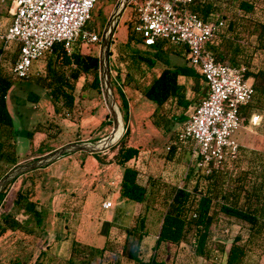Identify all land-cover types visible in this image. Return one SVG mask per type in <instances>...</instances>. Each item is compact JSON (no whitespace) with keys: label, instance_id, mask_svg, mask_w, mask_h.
Masks as SVG:
<instances>
[{"label":"rangeland","instance_id":"374dc122","mask_svg":"<svg viewBox=\"0 0 264 264\" xmlns=\"http://www.w3.org/2000/svg\"><path fill=\"white\" fill-rule=\"evenodd\" d=\"M120 0H97L91 13L87 28L94 30L101 36L108 19ZM142 0H131L123 10L117 26L113 30L108 50L110 77L116 102L120 108L124 130L117 141L107 150L98 153L77 151L61 156L48 166L39 168L19 176L3 192L0 201V223L2 216L9 214L24 226L19 229H7L0 235V264H33L42 251L43 264H67L70 255L71 242L102 247L106 237L102 235V223L112 222L110 238L115 240V252H120L123 239V228L135 226L139 228L141 218L146 219L145 236L140 242V256L147 260L153 253L159 222L164 211V200L169 197L174 186H185L192 190L197 169L190 161L189 154L184 151L175 155L173 159L167 157V146L174 138L176 130L181 125L184 114L195 107L201 92L200 83L191 78H181L185 84V96L190 100V107L179 106L171 101L162 109L147 99L142 90L165 67L187 64V57L183 47L172 46L162 48L146 46L139 40V34L133 35L132 41H127L128 24L137 15L136 7ZM255 9L251 14L253 19L264 18V0H254ZM219 12L228 15L236 12L233 2L225 5L229 0H218ZM6 7L2 6L0 10ZM9 20L5 16L0 18V32H3ZM246 49V61L240 60V65L246 71H255L264 67V51L254 49L255 41L251 36L242 41ZM13 42L3 51L0 64L7 69L9 59L14 52ZM83 53H100V44H82ZM2 50L0 49V54ZM110 53V55H109ZM151 57L154 65L151 67L142 61L139 56ZM6 59V60H5ZM47 61L55 63V54L47 53L39 64L32 68L31 75L36 76L37 69ZM60 64V63H59ZM67 74L75 82L74 106L68 110L60 100L55 110L54 102L49 96L47 88L36 83L34 79L16 78L7 102L18 122L15 132L16 150L20 161L24 163L47 154L48 149L58 148L70 142L86 141L97 142L106 137L113 127L112 116L102 93L89 87L91 75L77 73L66 69ZM14 78V77H13ZM250 82L252 79L249 78ZM262 114L260 123L253 125L245 118L242 127L234 134L238 142L249 153L241 159L240 167L230 173L232 178L241 172L249 170L251 151L264 152V112L252 110ZM250 115V114H249ZM179 116V117H178ZM178 117V118H177ZM40 128L45 134L36 139L34 150H31V140L28 133L34 127ZM126 128L128 134L125 135ZM43 138V139H42ZM45 142L42 150H37L40 140ZM122 139L126 145L139 147L136 158L127 165L134 166L139 173V181L147 188V198L142 203H136L124 197H119V183L122 167L114 162L115 155L120 148ZM53 149V150H54ZM52 151V150H51ZM49 151V152H51ZM41 152H45L40 154ZM232 164H230L231 166ZM229 166V168H230ZM13 167V166H12ZM11 167V168H12ZM10 168V169H11ZM3 165L0 170V179L10 170ZM6 171V172H5ZM191 173L193 175H191ZM227 175V174H226ZM204 180L198 182L203 185ZM19 190H29V201L34 210L42 214V222L35 224L34 216L26 213L21 206L14 203ZM112 201V207L104 209L102 203ZM146 231V232H145ZM248 233L247 225L237 219L220 216L212 225L211 247L213 257L204 260L195 256L189 244L182 243L177 247L163 246L167 252L160 251L164 256V264H224L226 253L219 256V244L216 240H226L228 248L232 238L238 234L245 239ZM101 264H134L123 255L106 252ZM246 264H264V240L253 244L246 259Z\"/></svg>","mask_w":264,"mask_h":264},{"label":"trees","instance_id":"16d2710c","mask_svg":"<svg viewBox=\"0 0 264 264\" xmlns=\"http://www.w3.org/2000/svg\"><path fill=\"white\" fill-rule=\"evenodd\" d=\"M230 2L231 4L235 3L237 10L231 15L219 12L221 4L218 0H195L189 5V8L205 21L220 18L224 20V26L220 32L205 44V48L213 53L216 60L238 66L241 59L247 62L245 59L247 58L246 49L242 41H247L248 38L253 36L254 49L264 51V18L258 20L251 17L255 9L254 0H229L225 5L230 4ZM2 16L8 18L10 23L6 8L0 10V18ZM137 20L136 15L127 26L128 31L130 29L131 32V35L128 34L127 41H132L133 35L136 37L134 26ZM139 40L144 44L141 37H139ZM14 43V52L9 59V65L11 66L16 60L20 47L18 42ZM146 46L172 47L160 41H157L154 45ZM81 47L80 42L75 43L72 52L68 54L61 45L57 44L51 52L55 54V63L57 61L58 64L47 61L45 65L37 69L36 76L30 75L25 78L27 80L34 79L36 83L48 89L55 110H58L57 104L60 100L68 110H71L74 106L75 82L74 78L72 80L71 76L67 74L66 69L72 71L73 75L77 73L91 75L92 79L89 82V87L101 93L99 57L97 54L83 53ZM47 53L36 60L32 68L35 64H39ZM139 58L151 67L154 65V60L149 56L140 55ZM4 65L0 64V170L3 165H7V170L10 169L21 159L16 150L15 139L18 122L7 102L8 93L16 78H13L10 71L11 66L6 69ZM246 76L252 79L253 94L249 102L240 110V115L245 118L251 114L252 110L264 112V67L255 71L247 70ZM181 78L195 79L200 83V88H196L198 92H201L199 101L206 96L208 87L200 71L189 64L163 68L142 90V94L153 101L160 109L166 106L168 102L171 103V101L188 109L191 103L185 96V84L181 82ZM193 110L194 107H191L186 114H191ZM258 113L262 118V114ZM39 129L35 126L34 130L28 133L32 144L30 151L35 149V144L32 141L35 133H43L47 137V134ZM126 134H128L127 128ZM175 137L174 134L170 147L167 149L168 159H173L175 155L181 154V152H177V146L173 143ZM42 139L38 143L37 150H42L45 147V142ZM53 149L50 148L45 152ZM138 153L139 147L131 144L126 145L124 139H122L114 162L122 167L119 197L142 203L147 198V188L139 181L138 170L134 166L127 165L131 159L137 157ZM247 153L249 152L240 144L238 158L231 163V166L230 164H223L213 169L210 174L197 169L194 172L196 178L199 177V170L202 171L200 172L202 177L195 182L192 190L185 186H174L169 197L164 200V211L160 218L159 229L153 246L154 250L147 260L139 254L140 242L145 236L144 229L146 230V219L143 217L140 220L139 228L135 226L123 228L124 235L120 252H115V242H113L115 240L110 238L109 230L112 226L110 221L102 223V235L106 237L102 247L80 244L72 240L67 264H101L106 252L115 255L119 253L134 264H164V256L160 254V251L166 253L167 249H164L163 246L177 247L182 243L189 244L197 257L204 260L213 257L217 260L219 257L213 255L211 247L212 225L221 215L237 219L246 224L248 233L245 239L236 234L227 249H225L226 240H216L217 243H221L218 249L219 256L226 253L224 264H246L247 256L253 244L264 240V152L252 150L251 158L253 162L251 163L253 164L248 168L249 170L241 172L237 177L232 178V175L227 172H231L234 168L242 169L240 167L241 159L244 156L247 157ZM191 175L193 174L191 173ZM201 179L204 180V186L198 183L201 182ZM3 196L4 192L0 194V201ZM29 197V190H19L16 193L14 203L21 206L26 213H31L34 216L35 224L39 226L42 222V214L34 210ZM21 226H24L23 222L18 221L17 218H13L9 214H5L2 216V222L0 223V235L7 229H19ZM42 253L41 251L33 264H43Z\"/></svg>","mask_w":264,"mask_h":264},{"label":"built area","instance_id":"2783aa9c","mask_svg":"<svg viewBox=\"0 0 264 264\" xmlns=\"http://www.w3.org/2000/svg\"><path fill=\"white\" fill-rule=\"evenodd\" d=\"M195 0H142L136 7L134 30L145 45L157 41L181 46L190 66L200 71L208 92L175 132L177 152L185 149L196 169L210 174L238 158L240 143L234 134L245 117L241 108L249 102L253 88L246 67L216 60L205 44L224 26L222 18L205 21L189 5ZM97 0H0L10 23L0 32V60L13 42L20 44L10 71L15 78H28L33 63L59 44L68 54L73 45L100 44L102 36L87 28ZM248 121L256 125L259 113ZM170 145L167 146L169 149ZM104 209L112 201L102 203Z\"/></svg>","mask_w":264,"mask_h":264},{"label":"water","instance_id":"95a60500","mask_svg":"<svg viewBox=\"0 0 264 264\" xmlns=\"http://www.w3.org/2000/svg\"><path fill=\"white\" fill-rule=\"evenodd\" d=\"M131 0H120L112 12L111 17L108 19L104 28L102 39L100 42L99 53V77L102 87V93L106 100L107 107L112 116L113 127L110 134L104 141L86 142L76 141L64 144L45 155H42L36 159L28 162L19 163L13 166L1 179H0V194L14 182L19 176L31 172L33 170L43 168L50 165L63 155L72 154L77 151H85L88 153H98L109 149L121 136L124 126L121 116L120 108L116 102L113 86L110 77V68L108 61V50L113 30L117 26L119 17L125 9L127 3Z\"/></svg>","mask_w":264,"mask_h":264},{"label":"crops","instance_id":"0c3cea01","mask_svg":"<svg viewBox=\"0 0 264 264\" xmlns=\"http://www.w3.org/2000/svg\"><path fill=\"white\" fill-rule=\"evenodd\" d=\"M183 53H184V54L186 55V57H187V53H186V50H185L184 48H183ZM186 59H187V58H186ZM187 64H188V63H187ZM184 80H186V79H184ZM184 115H186V118L181 120V121H182L181 124L184 123V122L187 120V118H188V116H189V113H188V114L184 113ZM179 116H180V114H179ZM179 116H178V117H179ZM178 117H177V118H178ZM42 135H44V134H43V133H35V134H34V138H33V140H32L33 143L36 144V143H37V142H36V139L42 137ZM131 145H132V144H131ZM184 151H186V150L182 148L179 152L182 153V152H184ZM186 152H187V151H186ZM187 153H188V152H187Z\"/></svg>","mask_w":264,"mask_h":264},{"label":"bare ground","instance_id":"6f19581e","mask_svg":"<svg viewBox=\"0 0 264 264\" xmlns=\"http://www.w3.org/2000/svg\"><path fill=\"white\" fill-rule=\"evenodd\" d=\"M109 134H110V133H109ZM109 134H108V135H109ZM108 135H107L106 137H104V138L98 140V141H99V142H100V141H104V140L108 137Z\"/></svg>","mask_w":264,"mask_h":264}]
</instances>
